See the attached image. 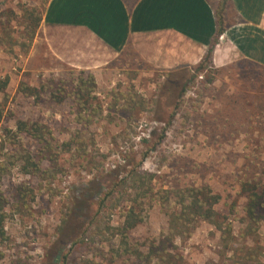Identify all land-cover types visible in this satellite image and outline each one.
Returning a JSON list of instances; mask_svg holds the SVG:
<instances>
[{"label": "rangeland", "instance_id": "obj_1", "mask_svg": "<svg viewBox=\"0 0 264 264\" xmlns=\"http://www.w3.org/2000/svg\"><path fill=\"white\" fill-rule=\"evenodd\" d=\"M48 1L0 0V22L11 33L0 48V76L10 77L0 93V166L14 149L7 131H16L17 121L51 131L44 141L22 135L16 143L41 172L28 174L17 160L0 173L7 201L0 264H50L59 249L65 264H142L121 254L113 229L136 207L143 223L129 243L133 252L146 250L150 238L168 233L166 211L175 202L167 191L188 185H208L222 196L216 209L233 224L231 245L254 247L264 263V221L255 236L245 234L241 190L245 180L264 183V68L235 59L194 76L198 64L169 70L148 61L153 45L171 38L138 40L149 46L147 56L131 42L115 57L79 30L49 27L26 48L24 6L45 11ZM83 73L95 76L97 89L81 115L70 99L36 103L19 93L22 83L72 82ZM115 170L121 175L114 188L106 176ZM177 244L189 264L219 260L223 246L221 232L206 222Z\"/></svg>", "mask_w": 264, "mask_h": 264}, {"label": "crops", "instance_id": "obj_2", "mask_svg": "<svg viewBox=\"0 0 264 264\" xmlns=\"http://www.w3.org/2000/svg\"><path fill=\"white\" fill-rule=\"evenodd\" d=\"M219 12L224 33L214 51V65L241 59L264 68V0H229L226 8L223 0H49L40 27L79 30L115 57L131 42L146 55L149 46L138 40L171 38L169 44L155 43L148 61L172 70L203 60L217 37Z\"/></svg>", "mask_w": 264, "mask_h": 264}, {"label": "trees", "instance_id": "obj_3", "mask_svg": "<svg viewBox=\"0 0 264 264\" xmlns=\"http://www.w3.org/2000/svg\"><path fill=\"white\" fill-rule=\"evenodd\" d=\"M228 2L229 0H223V6L225 8ZM43 13L44 11L30 9L24 6V39L27 41L23 43L24 47L29 48L34 42L33 40L43 20ZM218 18L219 27L217 37L208 48L203 60L195 69L194 76L205 72L209 68H213L214 51L219 37L224 33L222 12L218 13ZM9 35H11L10 30L3 22H0V48L11 37ZM212 81L213 79L211 78L209 82ZM9 85L10 77L8 75L0 76V93L5 92ZM96 89L97 83L95 76H85L83 73L76 81L72 82L50 78L42 80L38 87L22 83L19 93L25 97L33 98L36 103H40L43 99H46L56 104H62L67 99H70L78 109L79 115H81L95 98L94 93ZM2 117L3 110L0 109V120H2ZM169 124H171V121L168 123V126ZM7 133L11 134L14 149L6 155V162L1 164L0 173L4 174L9 169V165H13L17 160L24 161L25 165L23 170L26 173L37 174L41 172L40 164L35 160L31 152L23 144L17 145L16 143H18L17 140L22 135L44 141L46 134L51 133L48 126L29 121H17L16 131L8 130ZM120 175L121 173L115 170L106 176L113 183L114 188L118 185L115 183L119 180ZM98 185L102 187L100 183ZM241 186L243 196L246 199L243 207L246 223L245 234L255 236L260 223L264 221V183L256 179H251L242 182ZM167 193L173 194L175 202V208L166 211L169 225L168 233L162 234L158 238H150L148 243L145 244L146 250L133 252L134 250L129 243L130 233L143 223V216L136 207L130 206L125 214L123 225L117 229H113L115 232L114 236L120 237L122 255H136V258L140 259L142 264H189L181 252L177 240L191 238L198 226L202 222H206L221 232V242L223 245L222 251L219 254V260L210 261L206 264H264L255 255L254 247L245 245L242 248H235L231 245L234 236L233 224L229 221L228 216L221 214L216 209V206L222 202L223 198L220 194L215 193L210 186L188 185L181 188H172ZM110 194L111 192L106 194L102 201L104 202ZM6 205L7 201L0 193V236L2 238L5 236L4 229L7 218ZM78 208L81 209V207ZM65 261L67 262V256H64L60 249L50 257V264H65ZM88 262V264H95L94 260Z\"/></svg>", "mask_w": 264, "mask_h": 264}]
</instances>
